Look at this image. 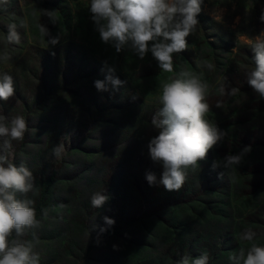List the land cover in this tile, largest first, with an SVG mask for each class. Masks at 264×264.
<instances>
[{
  "label": "trees",
  "instance_id": "obj_1",
  "mask_svg": "<svg viewBox=\"0 0 264 264\" xmlns=\"http://www.w3.org/2000/svg\"><path fill=\"white\" fill-rule=\"evenodd\" d=\"M16 10L21 16V8L18 6ZM11 14L17 16L15 10L11 12L0 0V23ZM254 55L252 48H241L235 62L209 93L210 111L205 119L227 134L199 162L200 167L189 170L178 192L149 186L145 179L147 171L155 172L159 178L163 170L151 161L147 148L150 139L158 135L151 120L160 104H148L139 98L136 87L117 73L115 76L125 82L123 86L119 89L109 86L110 91L98 92L94 81L105 78V72L101 71L104 64L88 52L79 50L73 43H64L54 50L32 45L14 70L0 73L10 74L16 89L14 97L0 102V114L9 118L23 116L28 125L24 139L12 141L13 162L17 166L24 163L35 177L38 191L28 193V198L35 202L39 228L45 218L43 210H47V215L55 207L69 211L62 224L56 223L47 231V239L60 242L51 253L53 262L85 264L88 256L106 241L125 238L129 231L146 227L148 220L162 221L169 227L166 213L196 205L211 213L209 221L186 226L177 239L156 249L154 256L143 260L104 256L100 262L177 264L184 255L196 257L207 252L208 264H233L230 257L238 255L241 248L246 252L253 243L264 246V200H259L264 190V100L253 92L246 75L255 67ZM221 86L226 92L233 87L239 91L221 95ZM217 101L223 102L221 108L215 106ZM222 111L227 114L217 120L214 112ZM98 126L107 128L93 152L100 157V163L87 174L79 171L72 175L62 159L53 156V147L59 143L65 145L68 139L89 137ZM38 134L44 136L39 152L24 160L22 154L33 142L31 136ZM3 139L0 137V144ZM249 145L251 152L244 157L247 161L237 168L236 175L230 170L223 180L219 179L222 169L213 170V161L223 163L226 155L239 153ZM64 180L82 184L75 192L59 198L57 188ZM96 192L111 196L100 209L93 208L90 202ZM18 198L22 199L19 194ZM244 199L253 203L250 208H244L246 212L234 206L236 201ZM104 216L113 218L115 225L100 236L97 245L99 228L93 229L96 225L104 226ZM248 229L257 233L252 241L241 239ZM31 236L29 233L26 237ZM77 239L80 243H76Z\"/></svg>",
  "mask_w": 264,
  "mask_h": 264
},
{
  "label": "clouds",
  "instance_id": "obj_2",
  "mask_svg": "<svg viewBox=\"0 0 264 264\" xmlns=\"http://www.w3.org/2000/svg\"><path fill=\"white\" fill-rule=\"evenodd\" d=\"M8 0H4L7 4ZM204 0H90L89 11L92 14L95 30L99 33L102 43L111 45L119 53L125 48L130 49L141 60L151 52L163 72H173V54L182 53L188 48L187 37L196 32ZM43 15L53 19L54 11L40 9ZM260 20L264 22V13ZM54 21V20H53ZM23 25H21L22 27ZM7 44H19L20 32L15 23L7 26ZM40 32L50 37V32L43 24ZM264 31L255 37L252 45L255 67L247 72V83L255 94L264 100ZM51 46L57 45L59 37L47 40ZM151 42V43H150ZM53 56L55 52L51 53ZM10 52L5 49L0 60H11ZM199 67V65H197ZM209 70L214 68L211 63H204ZM105 72L103 80L94 81L98 92H108L119 89L125 83L115 76V68L104 62L101 69ZM225 80L227 78L225 77ZM14 78L7 72L0 74V102H7L15 95ZM238 88L226 92L221 86V95H234ZM209 84L198 75L182 71L177 78L171 79L162 86L159 96L160 107L153 115L151 123L158 130V135L152 137L147 145L148 155L154 164L162 166L159 178L153 171L145 173L149 186H162L165 191H180L189 175V170L200 167L211 149L224 140L225 130L217 124L205 119L210 111L207 102ZM135 99V97H133ZM217 108L223 106L217 101ZM2 108V105H0ZM28 125L23 116L12 118L0 114V264H40V254L35 251L39 238L35 230L40 227L36 219L34 200L28 198V193L38 191L35 177L24 164L13 162L14 152L12 141H22ZM65 152L63 143L52 149L55 158H62ZM251 152V146H245L239 153L228 154L219 163L214 160L212 169H222L218 178L223 180L230 170L239 167L244 157ZM18 194L24 198H18ZM111 196L106 192H96L91 197V206L102 208L109 202ZM47 216V210H43ZM104 226L99 228L96 243L100 236L115 225V220L104 216ZM29 233L31 240L24 239ZM257 233L251 229L245 230L241 239L252 241ZM117 245L113 249L117 250ZM233 264H264V246L255 243L245 252L239 250L238 255L230 257ZM207 252L199 256H182L177 264H208Z\"/></svg>",
  "mask_w": 264,
  "mask_h": 264
},
{
  "label": "rangeland",
  "instance_id": "obj_3",
  "mask_svg": "<svg viewBox=\"0 0 264 264\" xmlns=\"http://www.w3.org/2000/svg\"><path fill=\"white\" fill-rule=\"evenodd\" d=\"M1 2L5 4L4 0ZM6 5L11 12L15 10L17 16L11 14L0 23V55L7 49L12 57L9 61L0 60V73L14 70L17 62L25 57L32 45L54 50L64 43H73L79 50L88 52L96 61L103 64L107 62L108 66L114 67L115 73L135 86L139 98L148 104H159L163 84L177 78L182 71L196 74L206 81L209 84V96L223 73L235 62L238 51L241 48H251L255 37L264 31V22L260 20L261 14L264 13V0H204L202 11L197 17V30L186 38L188 48L182 53L173 54V72L169 73L160 69L151 52L141 60L128 48L117 53L113 46L102 43L91 20L90 0H8ZM18 6L21 8V16L16 10ZM40 9L54 11L53 19L43 15ZM12 23L17 25L21 42L9 45L6 42L7 26ZM40 24L48 28L50 37H59L60 42L57 45L48 44L50 37L41 34ZM205 62L211 63L214 68L209 70L204 66ZM214 114L217 120H221L227 113L222 111ZM106 130L107 128L98 126L89 137L81 136L66 141L61 159L72 171V175L79 171L87 174L91 167L100 163V157L95 156L93 152L101 144ZM31 137L33 142L22 154L24 160L36 155L42 146L40 142L44 141L42 134ZM246 161L245 158L243 163ZM231 170L235 176L237 167ZM81 184V181L76 180L61 181L56 196L66 197L70 192H75ZM259 200H264V190L261 191ZM234 204L246 212L244 208H250L253 203L244 199ZM66 215L68 217L69 211L64 207L53 208L45 216L42 227L36 231L39 244L36 245L35 251L40 254V264H62L52 260L51 253L60 242L47 239V231L56 223L62 224ZM211 217V213L200 205L173 209L165 215L169 227L162 221L148 220L146 227L141 226L129 231L125 238L111 239L100 245L88 256L85 264H102L100 260L104 256L119 260L150 258L164 243L177 239L186 226L203 224ZM24 239L31 240L32 236H25ZM79 239L76 243H80ZM113 245L118 246L117 250L113 249Z\"/></svg>",
  "mask_w": 264,
  "mask_h": 264
}]
</instances>
